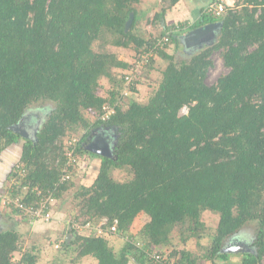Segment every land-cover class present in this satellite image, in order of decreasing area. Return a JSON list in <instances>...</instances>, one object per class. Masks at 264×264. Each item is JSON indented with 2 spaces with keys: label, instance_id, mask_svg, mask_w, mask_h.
I'll return each instance as SVG.
<instances>
[{
  "label": "trees",
  "instance_id": "obj_1",
  "mask_svg": "<svg viewBox=\"0 0 264 264\" xmlns=\"http://www.w3.org/2000/svg\"><path fill=\"white\" fill-rule=\"evenodd\" d=\"M140 1L0 0V160L21 142L19 160L5 184L18 176L22 164L26 176L18 178L22 186L13 195L36 202L33 189L38 186L46 195L53 191L59 203L76 185L72 174L79 159L99 157L93 182L82 183L75 193L79 212L65 228L70 234L60 244L65 251L76 246L78 257L93 256L97 264H157L150 256L154 251L169 259L179 255L176 264H220L232 255L222 251L228 240L256 221L254 250L242 253L241 264H264V0H243L222 16L203 7L192 23L183 22L190 30L217 21L222 25L214 44L180 63L155 47L156 37L133 31ZM180 1L161 0L163 10L156 17L163 18ZM131 12L134 19L126 31ZM184 30L172 32L170 41L178 45ZM97 41L133 47L138 59L153 50L149 70L155 54L167 61L147 102L125 106L124 91L138 92L140 82L128 83L126 71L132 65L114 53L96 51ZM214 51H221L229 71L208 84ZM104 79L111 85L108 96L100 93ZM44 100L54 106L41 121L32 115L40 121L34 134L24 137L11 129L32 104ZM106 105L114 112L102 119ZM90 111L97 115L94 120ZM100 126L117 134L110 155L88 149ZM68 138H77L71 161L65 150ZM115 170L131 178L119 181ZM66 172L71 178L62 182ZM205 211L219 215L206 252L199 256L172 247L176 230L183 245L201 240L207 233ZM10 212L32 224L19 209ZM142 213L147 221L133 231ZM103 218L104 234L124 238L119 250L105 235L82 234L73 226L74 221L97 225ZM23 236L15 228L0 231V264H36L37 247L26 248Z\"/></svg>",
  "mask_w": 264,
  "mask_h": 264
},
{
  "label": "rangeland",
  "instance_id": "obj_2",
  "mask_svg": "<svg viewBox=\"0 0 264 264\" xmlns=\"http://www.w3.org/2000/svg\"><path fill=\"white\" fill-rule=\"evenodd\" d=\"M213 1L215 0H210L209 2L198 1V0L180 1L172 9L167 10V12H169L167 14V17L170 18L169 21L171 23H174L176 21L177 23H181V25L183 24L182 21H187L189 23H192L196 19V18L194 19L195 15H198V17L201 15V13H199V11L201 12L200 8L209 5ZM229 2H231L232 5L235 6L236 3L238 2L242 3L243 0H234V1L229 0ZM137 8H138L139 19L137 20L136 26L133 29V31L137 35L143 36L146 39H153L155 37H160L161 34H163V28L159 21V18H157L156 15L162 12L163 10L161 0H141L140 3L137 5ZM177 23L175 24L180 25ZM182 26L184 27L185 25ZM184 28L185 30L183 33H181V35H186L189 31H191L190 29H188V26ZM217 34H218V29L216 30V37L210 42L205 44L191 43L192 45L189 46H185L183 44L185 42L183 41L184 39L182 37V39H179L178 45L175 42H171L164 49V51L168 52L169 54H173L175 61L177 63L187 60L189 61L190 57L194 53H197L200 50L206 48L207 46L214 44L217 39ZM94 49L98 52L101 51V52L114 53L118 59L127 61L130 64H135L136 61H138V59L136 58L137 52L133 47L126 48L122 46L113 45L108 42L101 43L97 41L95 42ZM153 57L155 58L154 69L149 70L147 64L144 62L145 64H143V67L137 69L138 72L135 73V77H137L138 82H140V84L138 85V92L136 93L129 92L128 90L124 91V95L127 96L125 106H129V104H131V102L134 100H137L142 103L147 102L149 96L153 91L154 85L156 86V84H158V82L160 81V78L162 76V69L167 61L157 54H155ZM211 58L213 60V65L210 67L207 74L206 82L208 84L216 83L217 79L222 74H225L229 71V68H227L224 65L221 51H214ZM129 72L126 71V75H130L129 77L134 75L133 71H129ZM101 83H102L101 84L102 87H100V93L104 96H108L109 90L111 89V85L108 83L106 79L102 80ZM53 106L54 103L52 101H47V100L39 101L30 106L29 112L27 114L31 115V117L32 115L34 116V114H37L40 117V121H41L42 118H47L50 109ZM185 112H187V108H184L181 111L182 114ZM88 117L94 120L97 117V115L96 113L94 114V112L90 111L88 113ZM34 121L35 120H33V126L30 121L26 122L27 124L30 123L29 126L27 125L28 126L27 128L31 134L35 133V130L38 128L37 125L39 126L40 124V121L35 122V124ZM94 134L95 135L93 138V143H96L99 147L108 144L111 150L112 144L114 142L113 137H116L117 135L114 129H111L109 127L104 128L103 126H100L94 131ZM20 144L21 142L17 144H13L10 146V148H8L3 152L2 160L0 162L1 176L6 175V172L8 171L11 163L20 157V153H21ZM79 161L80 162L77 165V170H75V173L72 174L74 175L73 179H75L74 182L76 183V185H74L69 191L65 192L63 194L62 200H60L59 203H56L54 206L55 216L57 217V219H59V221L57 220L51 221L50 223L45 221H39L35 225L34 223H32L31 226L29 225V223L27 224V226L26 224L24 225L23 223L22 227L21 226L18 227L19 231H21L22 234H24L23 236L25 243L24 246L26 248H31L32 245H35L37 247L36 264H97V260L93 256L78 257V250L76 246L71 250L65 251V249H63L60 245L64 236L66 235L67 237L69 235L66 233L65 228L67 227L69 220L73 218L72 214L74 212H79L80 201L75 199V193L82 185V183H85L86 185H90L93 182L98 172V168L100 164L99 157L94 158L91 157L89 154L82 157V159L80 158ZM113 176L115 179L119 181H126L129 178H131L129 174L120 170H115ZM4 185L6 188L7 184H5V182ZM2 192H5V190H2ZM0 202H1V198H0ZM1 206L3 208L1 211H10V208L3 206L2 203ZM202 217L207 226V233H205L204 236H202L201 240L196 241L195 239H192L187 244L183 245L180 242L179 236L177 234L178 231L176 230L174 232L175 244H173L172 247L175 246L177 247L178 250L181 249L184 250L187 248L191 250L194 254L199 256L204 254L207 250L206 248L211 243L212 235L215 232V229L218 224L219 215L211 211H205ZM9 221L11 220L10 219L4 220L5 223L4 225L6 227L7 226L11 227V225H9ZM146 221H147V216L143 213L140 214L135 220L133 231H137ZM257 227H258V223L256 221L250 222L243 230V232L239 233L233 238H230L226 243V245L229 243L231 244V242L234 243L239 241V242L247 243L252 248L250 243L253 240V234L255 233ZM79 232L86 235L90 234V230H80ZM103 235H105L109 239V241L116 250H119L124 245L125 242L124 238L106 233ZM57 244L60 245L59 248L56 246ZM170 247L167 249V252L170 251L169 250L171 249ZM163 248L165 249L166 246ZM238 254L239 255L236 256H238L237 257L238 261L239 263H241L242 256L240 255L241 254L240 252ZM178 256L179 255H177L176 257ZM176 257H173L172 260H175ZM129 264H135L134 260H131ZM200 264H212V263L211 260L210 261L202 260Z\"/></svg>",
  "mask_w": 264,
  "mask_h": 264
},
{
  "label": "built area",
  "instance_id": "obj_3",
  "mask_svg": "<svg viewBox=\"0 0 264 264\" xmlns=\"http://www.w3.org/2000/svg\"><path fill=\"white\" fill-rule=\"evenodd\" d=\"M229 7H233L232 3L229 2V0H215L209 5L206 6L205 10L210 14H214L216 16H222ZM184 28L182 25H176L173 28H171L165 35L156 37L155 39V47L159 49H165L170 41V35H172V32H176L180 29ZM154 51L150 52H144L141 54V59H138L135 64H131L132 67L128 68L129 71H133L134 75L129 77L130 75H127L128 83H133V81H137L138 78L135 77V73L138 72L137 69H140L143 67L144 62H148L149 56H152ZM130 73V72H129ZM131 74V73H130ZM128 93V92H127ZM105 112L101 115L102 119L108 118L113 112L114 108L110 107L108 105L104 106L103 108ZM77 138L72 139H66L65 141V150L68 154L69 160H74V147L76 146ZM71 147V148H70ZM22 164L19 165V168L17 169L18 176L12 177L7 184V187L4 189L5 192H0V198L3 206L10 208V211L12 208L19 209V212L21 215L25 218H28L30 222L36 223L39 221H45V222H51V221H59L57 217L55 216L54 206L57 203V198L54 196L53 191H48L47 195L43 193L42 189L38 186L33 189L36 196L39 197V199L36 202H30L25 203L23 202L22 196H14L13 192L16 188H19L22 186V183L18 178L25 177L26 176V170L21 167ZM71 178V173L66 172L61 181L64 182L66 180H69ZM26 190L28 188V185L23 186ZM107 221L106 218H103L102 221H100L97 225H93L91 222L81 223L79 221H74L73 226L80 230H90L96 231L98 235L104 234L103 224H105ZM70 224V220L68 222ZM116 231V226L111 227V232ZM59 247V245H56ZM150 256L155 258L156 263L158 264H176L175 260L169 259L167 256H162L156 251H154Z\"/></svg>",
  "mask_w": 264,
  "mask_h": 264
},
{
  "label": "water",
  "instance_id": "obj_4",
  "mask_svg": "<svg viewBox=\"0 0 264 264\" xmlns=\"http://www.w3.org/2000/svg\"><path fill=\"white\" fill-rule=\"evenodd\" d=\"M134 19V13H130V18L126 22V31L130 28L132 22ZM222 25L221 21L212 22L205 26L198 27L196 29H193L189 31L186 35H183L184 42L187 46L191 45V43H198V44H205L210 42L216 37V30ZM24 117L20 120L19 123L11 126V129L15 130L16 132L20 133L24 137H30L31 133L28 130V126H26ZM88 149L90 151H93L95 153H98L100 155H110L111 150L109 148L108 144L103 145L102 147H99L96 143H91L88 146ZM70 239V234L67 236V240ZM254 249L251 248L247 243L245 242H234L231 244H227L222 251L227 253H243V252H252Z\"/></svg>",
  "mask_w": 264,
  "mask_h": 264
},
{
  "label": "crops",
  "instance_id": "obj_5",
  "mask_svg": "<svg viewBox=\"0 0 264 264\" xmlns=\"http://www.w3.org/2000/svg\"><path fill=\"white\" fill-rule=\"evenodd\" d=\"M181 1H183V0H181ZM198 1H206V2H209L210 0H198ZM230 1H234V0H230ZM204 3V2H203ZM202 3V4H203ZM231 3V2H230ZM206 7V6H205ZM202 9L203 8H200V10L202 11ZM171 11V10H170ZM169 12H166L165 14H164V17L163 18H159V21H160V23H161V25H162V28H163V31H164V28H166L167 26H170V27H172L175 23H177V21L176 22H174V23H171L170 21H169V17H167V14H168ZM197 13V12H196ZM199 13H201L200 11H199ZM198 17V15H195V17H194V19L195 18H197ZM182 22H185V21H182ZM182 25H184V24H182ZM186 26V25H185ZM184 26V27H185ZM187 27V26H186ZM173 28V27H172ZM171 29V28H170ZM182 36L183 35H181L180 36V39H182ZM184 41V40H183ZM185 46H187L185 43H183ZM192 45V44H191ZM35 121H34V124H35V122L37 121V119H34ZM31 122V124H32V126H33V120L32 121H30ZM36 126V125H35ZM1 160H2V157H1ZM1 160H0V162H1ZM18 160H19V158L18 159H16V160H14L12 163H11V165H10V167H9V169H8V171L7 172H9L10 170H11V168H12V166L16 163V162H18ZM6 169V168H5ZM7 172H6V174H7ZM4 174V173H3ZM2 174V175H3ZM6 181V175H3V176H1L0 175V192L4 189V182ZM3 208H2V206H1V204H0V231L1 230H6V229H10V228H15V229H18V227H22V224L23 223H25L26 224V226H27V224H28V222H23L22 220H19L18 219V217H15V215H13V214H11V212L10 211H1ZM10 212V213H9ZM8 219H10L11 221H9V225H11V227H6L4 224V220H8ZM13 221V222H12ZM37 223V222H36ZM36 223H34V225L36 224ZM24 224V225H25ZM30 226L32 225V224H29ZM33 225V226H34ZM32 226V227H33ZM246 237V236H245ZM247 238V237H246ZM249 240V239H248ZM169 251V250H168ZM232 255L229 257V259H227V260H225V261H220L219 263L220 264H241V263H239V261H238V256H236V255H239L238 253H231ZM241 256H242V253L240 254ZM229 261V262H228ZM134 263L135 264H139L138 262H136V261H134Z\"/></svg>",
  "mask_w": 264,
  "mask_h": 264
},
{
  "label": "flooded vegetation",
  "instance_id": "obj_6",
  "mask_svg": "<svg viewBox=\"0 0 264 264\" xmlns=\"http://www.w3.org/2000/svg\"><path fill=\"white\" fill-rule=\"evenodd\" d=\"M24 118L27 119V120L24 119L26 126H27V125L29 126L30 123L27 124L26 122L32 121L31 115L26 114V115L24 116ZM29 118H30V119H29Z\"/></svg>",
  "mask_w": 264,
  "mask_h": 264
}]
</instances>
